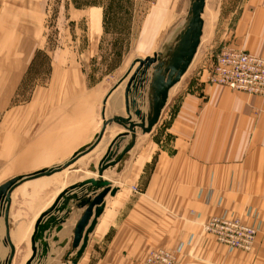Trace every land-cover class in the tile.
Returning <instances> with one entry per match:
<instances>
[{"label": "rangeland", "instance_id": "rangeland-1", "mask_svg": "<svg viewBox=\"0 0 264 264\" xmlns=\"http://www.w3.org/2000/svg\"><path fill=\"white\" fill-rule=\"evenodd\" d=\"M51 1V11L55 12V3L58 5L61 0ZM226 1L231 3L226 5ZM237 1H206L202 14L204 28L201 43L187 71L169 90L168 99L163 108L162 123L151 135H141L142 139L138 141L139 147L132 151L131 156L103 172L101 178L107 180L111 187L117 188V191L114 196L107 195V207H105L106 200L104 206V209H107L103 210L98 225L89 235L91 240L88 246L89 264L102 262L106 264L104 259L108 255L113 256L114 250L126 249L125 241H122V246L118 241L115 247L116 237L119 239L122 237L125 240L146 238L151 241L148 246H145L139 260L140 264H176V256L191 243L194 235L190 234L184 242L176 245H170V242L181 226L188 222L189 225L191 222L199 223L203 235L213 238L219 246H224L228 251L253 252L257 248L255 243L259 239H264V198L245 199L247 205L242 211L235 202V207L230 206L228 207L230 209H227L225 206L217 214L200 221L194 210L190 208V210L178 212L177 207L170 204L171 207L167 213L168 208L163 195L161 196L160 192L158 195L152 192L153 189L163 187L161 182L151 181L153 173L164 171L161 170L163 167L172 166L167 164L156 168V147L163 149L170 156L175 152L176 136L170 132L169 127L185 97L194 95L199 98L200 103L197 100L196 105L193 104L192 107L206 111L203 112L202 122L197 121L196 132H191L194 124L188 125L183 133L184 137L180 138L179 142H188L191 139L205 140L206 138L203 137L209 136V128L205 125L204 118L207 117L205 114H208L209 109L216 104L233 109L235 104L242 103V108L245 107L250 111L255 120L260 115H264V96L207 82V75L214 59L223 47L245 50L242 47H235L229 41L230 39H227L230 38L229 32L234 22L229 20L228 11L238 10ZM73 3L75 7L83 11L70 15L74 24L71 28L73 27L77 32V38L71 39L75 41L74 51L78 43L87 44L85 52L66 55V46H70L69 38H58V26L52 16L51 20L46 22L49 36L45 46L36 50L30 64H26L23 71L12 73L10 98L7 106L0 111V124L3 121V124L8 125L9 130L7 126H4L2 130L6 127L7 134L4 135L7 141L13 143L17 141L19 154L17 162L14 163L15 159L12 158L11 164L10 159H7L10 152V149H7L9 146L0 151V158L7 164L3 168L5 173L1 174V178L10 171L16 172L18 176H24L61 164L76 151L92 144L105 123L106 128L100 142L89 153L57 173L53 179L49 181L38 179V183L31 181V185L15 192L18 204L24 206L23 209L26 212L37 213L53 199L55 200L60 191L75 182L89 177L100 178L97 174V164L109 143L122 129L119 124L110 119L117 113H124V88L128 78L112 90L103 104L105 96L117 84L134 59L153 56L156 53L159 55L158 62L168 61L177 44L179 33L184 30L191 0H73ZM93 6L101 7V41L97 49H95L96 38L93 36L97 28V11L91 9ZM59 48L64 49L65 52L59 53L57 59L59 62L53 61L54 51ZM69 56L73 61L62 64L63 61L68 63L71 60ZM11 66L13 67L11 70H14L18 64H11ZM152 72L153 68L150 67L147 72L148 79L146 78L144 82V87L149 89L146 98L149 105ZM143 107H145L144 110H142ZM143 107L141 110L145 112L147 103ZM51 109L58 112V116L54 113V119H58V128L55 127L53 135L50 133ZM102 110H105L104 114ZM64 127L65 132L62 133L61 128ZM123 142H119L117 153L126 144ZM1 152L6 154L2 156ZM150 156L152 157L149 161ZM184 165L185 169L190 167ZM184 168L181 171H184ZM191 183L193 182L176 181L174 184L170 182L172 188H177V185L178 188H185L187 200H189V189H191L189 184ZM208 183V187L203 188L207 190L203 193L206 194L205 201L208 200L206 203L211 198L214 182ZM181 185L184 186L180 187ZM174 195H178L175 190ZM193 198L197 202L196 197ZM219 198L222 200L220 196ZM175 199L177 200L176 196ZM137 200L139 209L135 206ZM191 206H194L192 201ZM222 215L228 220H238L243 225L255 228L254 242L250 250L229 249L225 244L218 242L214 234L205 230L204 225L211 218ZM134 247L138 246L130 245L127 249H134ZM259 248L264 252V244H261ZM69 250L70 244L63 258L61 255L62 260H48L44 264H64V256ZM24 263L22 261L15 264ZM32 264L41 263L38 260L33 261Z\"/></svg>", "mask_w": 264, "mask_h": 264}, {"label": "crops", "instance_id": "crops-1", "mask_svg": "<svg viewBox=\"0 0 264 264\" xmlns=\"http://www.w3.org/2000/svg\"><path fill=\"white\" fill-rule=\"evenodd\" d=\"M51 3V0H0V111L7 106L10 98V78L12 73H18L20 70L23 71L25 65L30 64L36 50L45 46L47 36H49L46 22L51 20L52 16L53 21L58 26V38H69L70 46H66V55H73L75 52H85L87 44L78 43V45H75L76 51H74L75 41L71 39L77 38V32L73 28V18L70 15L74 12H81L83 9L75 7L73 0H61L58 5L55 3V12H52ZM229 3L231 2H225L226 5ZM236 4L238 10L228 11L230 13L229 20L234 22L233 28L229 32L230 38L227 39H230L229 41L235 47H242L254 55L264 57V0H238ZM91 9L97 11V28L93 34L96 38L95 49H97L101 41V7L93 6ZM71 26L73 27L71 28ZM61 51H64V49L59 48L54 51L53 61L59 62L57 59L59 58V53H63ZM69 57L71 60L68 63L66 61L61 63L69 64V62L73 61L72 57ZM11 64H18V66L14 70H11L13 68ZM205 87L204 90L206 89ZM148 91L149 89L146 86L139 89L141 97L136 99V101L139 100L136 102V107L140 110L147 103ZM197 100L200 103L199 98H196L194 95H188L178 107L169 127L170 132H173L176 136L175 152L170 156L159 147H156L157 150L155 152L157 156L156 168L159 165L171 164L172 166L161 168L164 171L159 173L155 171L151 181L162 183V188L153 189L152 192H155V195H158V192L161 193V196L163 195L168 208L167 213H169L170 204H173L177 207L176 210L178 212L189 208L194 210L199 220L204 221L210 216L217 214L225 206L227 209H230L228 208L230 206L235 207V202L236 206H239L242 211L247 205L245 199L251 197L264 198V115H260L255 120L250 111L245 109L244 106L242 108V103L235 104V108L233 109H229L228 107L223 108L224 106L221 107L216 104L215 107L212 106L209 109L208 114H205L207 117L204 118V123L209 128V136L203 137L206 138L205 140L198 139L197 141L191 139L188 142H179V139L184 137L183 133H185L188 125L192 126L194 124L191 132H196L197 121L202 122L203 112L206 110L192 107L193 104L196 105ZM144 108L142 109L144 110ZM102 112L104 114L105 110H102ZM54 113L58 116V112L51 109V135H53L55 127L58 128V119H54ZM116 115L126 116L125 110L124 113H117ZM133 120L137 121L138 119L136 116H133ZM162 121L163 110L159 121L149 133L142 134L141 129L136 128V136H140L135 137V145L126 153L121 161H124L129 155L131 156L132 151L139 147L138 141H140L141 135H151L153 131L157 130ZM4 126L8 128V125L3 124L2 121V124H0V151L9 146L7 149H10V152L7 159H10L9 163H11V159L13 158L15 159L14 163H16L19 154L17 141L16 143L7 141V137L4 135L7 134L6 127L5 130H2ZM121 128L117 134L125 130L122 126ZM61 130L64 133L65 127L61 128ZM51 140L56 139L51 138ZM129 140L130 135H127L125 140H122L124 141L123 144ZM152 153H154L153 150ZM5 154L1 152L2 156ZM184 164L190 167L185 169ZM6 166L7 164L3 163L0 158V185L18 176L16 172L12 173L10 171L9 174L1 178V174L5 173L3 172V168ZM183 168L184 171H181ZM55 175L40 179H47L49 181ZM32 181H37L35 183H38V179ZM176 181L193 182L189 184V188H191L189 189V200L186 198L187 191L183 187L184 185L180 186L184 189L178 188V185L177 188H172L170 182L174 184ZM209 181L211 183L214 182L212 183L213 191L209 202L206 203L208 200L205 201L206 194L204 195L203 193L207 192V190L203 188L208 187ZM31 183V181H28L19 185L12 191L10 197L8 210L9 238L15 248L11 264L25 262L29 258L31 254V235L35 221L54 200L37 213L26 212L23 209L24 206L18 204L14 194L17 190L20 191L21 188L31 185ZM174 190L175 193L176 191L178 192V195H174ZM194 196L197 202H195ZM104 200H106L105 207H107V196ZM191 201L194 203V206H191ZM135 206L139 207L138 200ZM67 209L70 211L65 221L60 223V230L56 231L55 226L45 231L43 240L48 245L46 254L39 259L41 264H44L48 260H62L61 255L63 258L65 250L71 244L72 230L75 222L83 212V208H77L74 201L71 200L67 205ZM63 214L64 211L54 215L60 218ZM100 218L101 215L97 219L96 226ZM190 234L194 235L193 240L176 256V264H264V252L259 248L261 244H264V239H259L255 243L257 248L253 252L228 251L224 246H219L213 238L203 235L200 231L199 223L191 222L189 225L188 222V224L181 226L177 235L170 242V245L184 242ZM90 241L89 236L86 249L75 264H89L90 255L88 246ZM114 241L115 247L118 245V241L120 242V246L125 241L124 246L126 249H120V251L114 250L113 256L108 255L104 259L106 264H118V262L119 264H140L141 255L150 240L146 238L125 240L122 237L120 239L116 237ZM61 243L66 244L61 246ZM130 245H137L138 247L127 249ZM36 246L38 247V242H36ZM9 251L10 249L5 239L3 210H1L0 264H4ZM74 253L75 251H72L70 257ZM34 261L37 262L38 259L36 258ZM101 264L104 263L102 262Z\"/></svg>", "mask_w": 264, "mask_h": 264}, {"label": "water", "instance_id": "water-1", "mask_svg": "<svg viewBox=\"0 0 264 264\" xmlns=\"http://www.w3.org/2000/svg\"><path fill=\"white\" fill-rule=\"evenodd\" d=\"M205 1L206 0H191L189 10L190 18L188 19L184 30L179 33L177 44L173 48L166 63L158 62L159 55L156 53L153 56L134 59L127 71L118 80L117 84H115L105 96L103 104H105L112 90L118 84L122 83L124 79L128 78L124 88L126 116L116 115L110 119V121L121 125L125 130L115 136V138L109 143L103 156L100 158L97 164V174L100 178L95 179L89 177L64 188L59 192L52 204L38 216L31 235V255L24 264H32L36 258L39 260L46 254L48 244L43 240L45 231L55 226L56 231L60 230V223L64 222L69 214L70 210L67 209V205L71 200L74 201L77 208H83V212L74 224L70 250L64 256V264H69V262L75 264L81 258L86 249L89 234L94 231L97 219L104 210L105 197L108 194L114 196L117 191V188L111 187L107 180L101 178L102 173L110 167L117 165L124 158L126 153L135 145V130L137 127L141 129L142 134L149 133L159 121L161 112L168 99L169 90L187 71L199 47L203 32L202 14L205 7ZM135 64L137 65L135 66ZM150 67L153 68L149 86L151 89L150 113L145 116L141 115L139 109L135 110L134 115L139 119L136 121L131 117V109L135 107V100L130 98L129 94L132 89L136 90L137 84L144 80L143 77ZM105 128L106 123L103 125L92 144L76 151L63 163L50 168L41 169L31 174L14 177L0 185V211L3 210L5 239L10 249L9 255L4 264H11L15 252V248L9 238L8 222V210L12 191L25 182L50 177L69 167L80 157L89 153L100 142L105 132ZM129 134L132 135V139L117 153L116 149L119 147V142ZM62 211H64V214L60 218H57V216L54 215ZM36 242H38V247L36 246ZM63 245L64 244L61 243V246ZM72 251H75V253L73 256L69 257Z\"/></svg>", "mask_w": 264, "mask_h": 264}, {"label": "built area", "instance_id": "built-area-1", "mask_svg": "<svg viewBox=\"0 0 264 264\" xmlns=\"http://www.w3.org/2000/svg\"><path fill=\"white\" fill-rule=\"evenodd\" d=\"M207 82L264 96V58L242 49L223 47L214 59ZM204 228L229 249L250 250L256 232L253 226L228 220L224 215L211 218Z\"/></svg>", "mask_w": 264, "mask_h": 264}, {"label": "bare ground", "instance_id": "bare-ground-1", "mask_svg": "<svg viewBox=\"0 0 264 264\" xmlns=\"http://www.w3.org/2000/svg\"><path fill=\"white\" fill-rule=\"evenodd\" d=\"M189 10H190V7H189V9H188V13H187V18H186V22H185V25L187 24V22H188V19L190 18V12H189ZM185 25H184V28H185ZM183 28V29H184ZM137 64H135V66H136ZM134 69V68H133ZM149 70V69H148ZM148 72V71H147ZM144 78V80L141 82V83H139V84H137V86H136V90L134 89V91L132 92L131 91V93H133L134 95H132L131 96V94L129 95V96H131L130 98H133L135 101V107L133 108V109H131V117L133 118V116H135L134 115V111L135 110H137V109H139V108H137L136 107V102L137 101H139V100H137L136 101V99L137 98H139V97H141V94L139 93V89L140 88H143L144 87V82L148 79V77H147V73L145 74V76L143 77ZM147 78V79H146ZM146 79V80H145ZM141 101V100H140ZM145 102V101H144ZM149 101H147V109H146V111L145 112H142L140 109V112H141V115H147L148 113H150V105H149V103H148ZM114 103H116V102H114ZM138 106V105H137ZM143 110V109H142ZM122 132H124V131H122ZM136 132H137V129L135 130V137H136ZM121 133V132H120ZM129 135H131V134H129ZM131 137H132V135H131ZM103 174V173H102Z\"/></svg>", "mask_w": 264, "mask_h": 264}]
</instances>
